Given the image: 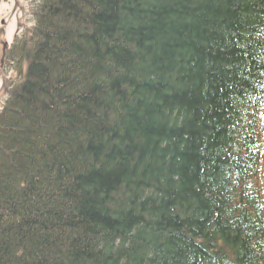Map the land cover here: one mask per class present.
<instances>
[{
  "label": "trees",
  "instance_id": "trees-1",
  "mask_svg": "<svg viewBox=\"0 0 264 264\" xmlns=\"http://www.w3.org/2000/svg\"><path fill=\"white\" fill-rule=\"evenodd\" d=\"M0 112V264H264V0H41Z\"/></svg>",
  "mask_w": 264,
  "mask_h": 264
},
{
  "label": "rangeland",
  "instance_id": "rangeland-1",
  "mask_svg": "<svg viewBox=\"0 0 264 264\" xmlns=\"http://www.w3.org/2000/svg\"><path fill=\"white\" fill-rule=\"evenodd\" d=\"M9 4L3 3L2 0V9L8 8L6 11L0 13V28H2L1 21H7V26L3 28L6 29L7 33L5 36H0V49H1V40L7 39L9 44L14 40V38L18 35L22 37L23 34L31 29L34 25V3L38 0H8ZM12 9L14 11L12 12ZM4 18V19H2ZM1 55V53H0ZM16 75V65L10 64V66L6 65L4 68L0 69V80L7 82L12 78H15ZM5 77L3 79L2 77ZM6 82V83H7ZM1 85V83H0ZM5 88L0 86V109L2 107L4 96L6 94ZM260 181L264 182V179L260 178Z\"/></svg>",
  "mask_w": 264,
  "mask_h": 264
},
{
  "label": "bare ground",
  "instance_id": "bare-ground-1",
  "mask_svg": "<svg viewBox=\"0 0 264 264\" xmlns=\"http://www.w3.org/2000/svg\"><path fill=\"white\" fill-rule=\"evenodd\" d=\"M30 31H33L32 29H29ZM24 35H27V33L25 32ZM13 60V59H12ZM10 89L12 91V88H7V90L10 92Z\"/></svg>",
  "mask_w": 264,
  "mask_h": 264
}]
</instances>
